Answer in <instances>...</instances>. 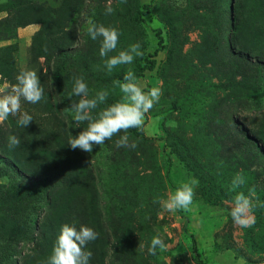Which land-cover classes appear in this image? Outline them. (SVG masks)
<instances>
[{"label": "rangeland", "instance_id": "374dc122", "mask_svg": "<svg viewBox=\"0 0 264 264\" xmlns=\"http://www.w3.org/2000/svg\"><path fill=\"white\" fill-rule=\"evenodd\" d=\"M89 20L119 32L108 57ZM135 44L143 56L109 72L105 60ZM22 70L44 91L37 104L21 99L28 127L0 122V264H48L64 224L98 233L89 264H264V0H0V83ZM129 70L143 91L161 90L144 131L127 132L137 147L117 148L121 132L91 154L71 150L87 128L66 110L81 99L74 78L88 99L107 91L96 119L122 100L114 81ZM238 173L245 183L233 191ZM192 179L190 209L166 211L161 201ZM241 192L249 227L231 217ZM156 236L166 248L153 255Z\"/></svg>", "mask_w": 264, "mask_h": 264}, {"label": "clouds", "instance_id": "9594fccd", "mask_svg": "<svg viewBox=\"0 0 264 264\" xmlns=\"http://www.w3.org/2000/svg\"><path fill=\"white\" fill-rule=\"evenodd\" d=\"M123 2V0H122ZM114 11L108 7L106 14L110 15ZM87 33L95 41L102 37L100 47V56L108 57L118 44L119 32L115 28H106L103 25H97L92 20L88 21ZM140 45H131L126 51H120L118 55L105 60V67L109 72L123 64H131L135 57L143 56ZM16 84H9L7 81L0 83V122L8 119L9 116L18 117L17 124L22 127H28L33 121L31 115L27 112H21V99L37 104L43 99V88L40 86V79L34 70H22L16 76ZM73 95L80 96L77 103L69 106L67 111L74 113L73 120L77 128L87 122V128L80 131L74 138L69 140L71 150L79 149L82 152L91 154L97 146H101L113 136L124 132L116 141V147H125L135 149L137 145L129 142L127 132L135 128L138 131H144V117L159 102L161 90L152 88L145 92L137 83L134 73L129 70L124 76V83L114 81V84L120 88L123 98L102 111L98 118L94 119L91 115L92 110L107 99V91H101L93 99H88V86L83 77L74 78ZM20 139L11 135L8 138V147L14 149L20 146ZM245 183L242 174L238 173L232 181V190L239 188ZM199 181L192 179L176 189L174 195H171L167 201H161L164 209L169 212L184 210L188 211L193 203L195 195L194 188L198 186ZM255 194V190H250ZM253 205L248 197L242 192L234 198V207L231 210V217L235 224L242 227H249L253 223L249 213ZM264 207V204L261 205ZM98 238V233L92 228L81 226L79 230L74 225L64 224L60 234L57 237L56 245L53 248V254L49 258L48 264H89L92 257L91 251H86L87 245ZM161 250L166 248L163 240L159 237H153L150 254L155 255L156 248Z\"/></svg>", "mask_w": 264, "mask_h": 264}, {"label": "trees", "instance_id": "16d2710c", "mask_svg": "<svg viewBox=\"0 0 264 264\" xmlns=\"http://www.w3.org/2000/svg\"><path fill=\"white\" fill-rule=\"evenodd\" d=\"M16 9H19V8H21V7H23V5L21 4V3H19L18 1L16 2ZM4 11H6L7 9H3ZM170 23H173V30H172V33H173V35L174 34H176L177 33V31H178V21H177V18L176 19H174L173 21H170ZM161 35H162V32H161V30H158L157 31V36L160 38V41H159V43H161V42H163V38L161 37ZM155 61H152L151 63H150V65H149V68L148 69H150V70H153L154 68H155ZM143 70H145V68L143 67L142 68V71ZM13 166V165H12ZM193 246H194V248H195V251L197 252V250H196V242L195 241H193ZM197 261L199 262V264H206L201 258H200V256L199 255H197Z\"/></svg>", "mask_w": 264, "mask_h": 264}]
</instances>
